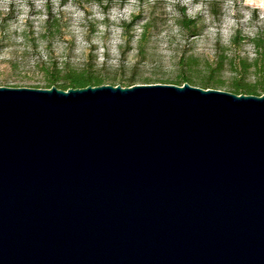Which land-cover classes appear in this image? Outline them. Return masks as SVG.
Segmentation results:
<instances>
[{
	"label": "water",
	"instance_id": "1",
	"mask_svg": "<svg viewBox=\"0 0 264 264\" xmlns=\"http://www.w3.org/2000/svg\"><path fill=\"white\" fill-rule=\"evenodd\" d=\"M0 264H264V94L0 86Z\"/></svg>",
	"mask_w": 264,
	"mask_h": 264
},
{
	"label": "rangeland",
	"instance_id": "2",
	"mask_svg": "<svg viewBox=\"0 0 264 264\" xmlns=\"http://www.w3.org/2000/svg\"><path fill=\"white\" fill-rule=\"evenodd\" d=\"M60 1L54 4L53 0H46L43 8L38 9L34 0H26L29 11L23 31L17 30L18 17L22 12L19 0H13L8 5V11L0 13V55L3 56L0 59V86L44 88L42 76L35 64L48 58L57 62H68L75 67L88 62L95 74L107 80L113 79L114 83L119 84H124V80L129 77L135 79L134 84L170 81L176 77L177 63L184 62L190 55L197 58L198 70H201V65L205 62L212 63L219 59L225 61L230 59L236 63L242 59L254 62L259 67L264 65V47L255 52L249 41L253 35H249L246 31L249 25L239 23L233 31L232 35L239 31L242 38L237 45H232L230 40L227 44L223 42L220 29L223 17L226 15L225 0H215L212 9L203 0L204 8L194 18L187 15V8L180 3L173 6L179 14L177 16L166 11L167 0H139V10L132 15L137 16L138 19L128 31L131 39L126 43L124 41L126 33H122L123 43L117 46L118 58H114L111 52L113 23L108 19V13L113 7L122 8L127 0H113L105 9L99 7L105 14L103 20H98L93 15L92 8L96 5L93 0H65L63 4ZM196 2L198 0H193V3ZM234 7L235 19L242 20L246 9L243 8L240 0H234ZM74 10L84 13V22L80 27L86 30L83 35L86 45L77 41L73 31ZM182 11L187 18L195 19L197 22L193 36L177 24ZM48 15L56 17L60 15L61 35L50 37L46 34L44 35L46 37H42L41 30L45 19L41 17ZM144 22H149V26L142 45L143 51L140 52L137 38L141 32V24ZM251 24L255 25V34L264 37V20L260 19L257 11L252 12ZM101 25L104 26L103 31ZM174 26L179 27L178 35L172 34ZM213 27L216 28L214 39L210 34V29ZM165 31L168 32V36L162 39L161 33ZM162 43L167 44L166 51L170 55H164ZM114 59L116 63L112 62ZM222 76L225 84L216 89L228 91L227 85L231 73L226 70ZM144 78H148L151 83H142ZM244 79L248 82L258 79L264 83V73L251 67L244 73Z\"/></svg>",
	"mask_w": 264,
	"mask_h": 264
},
{
	"label": "trees",
	"instance_id": "3",
	"mask_svg": "<svg viewBox=\"0 0 264 264\" xmlns=\"http://www.w3.org/2000/svg\"><path fill=\"white\" fill-rule=\"evenodd\" d=\"M208 7L212 9L215 0H205ZM65 0H61L60 3L63 4ZM93 2L98 5L101 9L108 7L113 0H93ZM80 5V4H78ZM82 7V6H80ZM137 16H132L130 22H121L120 27L123 32L126 33L124 41L128 43L131 36L128 31L132 29L135 24ZM177 24L189 31L190 35H194L197 29V22L195 19H190L185 16L182 11ZM149 22H144L141 24V32L137 38V47L140 52H142L143 42L145 41V34L147 32ZM61 17L48 15L43 22L42 26V37L49 34L50 37H55L56 35H61ZM242 40L239 31H236L230 38V43L232 45H237ZM255 52L264 47V37L256 33L249 39ZM43 80V87L50 88L52 86L66 90L68 88H80L87 85L96 86L102 84L110 85H120V86H131L135 83L133 77H129L124 80V84L114 83L113 79L107 80L106 78L95 74L91 70V64L86 62L80 67H75L68 62H57L54 59H46L36 62V64ZM197 58L190 55L184 60L177 63V73L176 77L170 81H152L153 83H171L175 85H182L184 82L190 85H196L201 88H218L224 85L223 73L228 70L231 73L229 77L230 81L228 83L229 92L235 94H253L261 95L264 94V83L255 79L252 82L245 81L244 73L247 72L251 67L253 69H258L264 73V65L257 66L254 62H247L246 60H239L237 63L232 60H216L212 63L205 62L201 65V70L197 69ZM196 73V74H195ZM142 83H151L148 78H144Z\"/></svg>",
	"mask_w": 264,
	"mask_h": 264
},
{
	"label": "clouds",
	"instance_id": "4",
	"mask_svg": "<svg viewBox=\"0 0 264 264\" xmlns=\"http://www.w3.org/2000/svg\"><path fill=\"white\" fill-rule=\"evenodd\" d=\"M13 0H0V13H6L8 11V5L12 3ZM22 8V12L20 16L18 17V31H23V25L25 20L27 19V12L29 11L27 7L26 0H19ZM35 5L38 9H42L43 5L45 4L46 0H34ZM242 6L246 11L243 12V18L240 21H237L235 19L236 16V10L234 7V0H225V9H226V15L223 17V22L221 26V35L223 37V42L227 44L230 40V37L233 33V31L238 27L239 23H244L249 25V27L246 29L249 35H255V25L251 24L252 21V12L257 11L259 14V17L261 20H264V0H240ZM54 4H58L59 0H53ZM176 3H180L181 5L185 6L187 8V15L190 18H194L197 13H200L203 8V0H198V2L193 3V0H167L166 4V11L169 13H172L173 15H179L175 8L173 7ZM139 0H127V2L124 4L122 8L120 7H113L110 9L108 13V19L112 21L113 23V29H112V39H111V52L112 56L114 58H118L119 56V50L118 45L123 43L122 33L123 29L119 27L121 21L130 22L131 17L134 13H137L139 10ZM93 15L98 20H103L105 18V14L100 10L98 5H94L92 8ZM41 19H46V16H42ZM73 31L76 34L77 41L81 44L86 45V42L83 40V35L85 33V29L81 28L80 25L84 22V13L82 11L74 10L73 15ZM169 23H172L169 21ZM101 31L104 30V26L101 25ZM139 32V29H138ZM216 28L213 27L210 29L211 37L214 39L215 37ZM179 33V27L174 26L172 28V34L178 35ZM168 36V32H162L161 38L164 39ZM161 48L164 51V55H170L169 52L166 51L167 44L162 43ZM3 56L0 55V59H2ZM102 59V57H101ZM113 63H116V59L112 61Z\"/></svg>",
	"mask_w": 264,
	"mask_h": 264
}]
</instances>
